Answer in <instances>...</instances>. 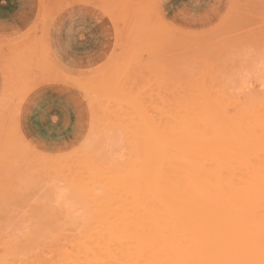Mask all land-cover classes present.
<instances>
[{"label":"rangeland","instance_id":"1","mask_svg":"<svg viewBox=\"0 0 264 264\" xmlns=\"http://www.w3.org/2000/svg\"><path fill=\"white\" fill-rule=\"evenodd\" d=\"M15 3L19 9L24 0ZM30 4L25 20L20 22L18 17L14 30L0 31V264H67L73 258L71 253L77 252L74 245L93 227L90 212L93 200L82 193L89 188L83 183L92 187L87 180L94 173L90 170L98 166L110 171L117 162L114 167L123 168L126 156L138 153L130 145L139 137L144 139V134L139 135L142 126L143 129L148 124L150 129H156L157 124L166 126L176 105L173 101L179 99L184 105L182 91L188 81L195 82L196 89L203 91L208 89L205 83L214 79L221 92L232 97V103H260L255 99L264 95V0H187L181 5L175 0L164 2L169 12L177 6L187 10L189 16H184V12L177 21L166 16L161 0H31ZM73 6H81L85 13L92 14L102 29L98 52L88 66L80 68L68 67L60 61L62 53L56 43L55 27L60 15ZM187 90L192 92L191 87ZM194 92L200 97L208 96ZM175 93H180L182 100L174 97ZM251 98L255 101H249ZM224 100V107L232 110L231 100ZM26 126L32 134L51 136L58 143H38V139L28 136ZM156 130V135L162 133ZM147 131L146 134L151 133ZM149 136L146 138L149 141L159 138L150 140L153 133ZM81 159L95 164L90 169V161H86L89 173L92 172L89 175L85 167L79 170ZM105 163L106 166L110 163L109 168H104ZM132 171L128 174L130 178H134ZM103 172L98 174L101 178L97 174L94 177L101 181L105 173L110 174ZM117 176L112 177L114 181ZM91 178L96 180L92 175ZM104 180L107 184L108 179ZM113 180L116 186L110 180L107 185L116 189L122 180ZM72 184L79 190L70 187ZM108 194L106 198L101 196L104 200L112 199L107 198ZM102 204L96 206L106 205ZM103 216L106 221L111 219ZM88 233L92 235L93 231Z\"/></svg>","mask_w":264,"mask_h":264},{"label":"bare ground","instance_id":"2","mask_svg":"<svg viewBox=\"0 0 264 264\" xmlns=\"http://www.w3.org/2000/svg\"><path fill=\"white\" fill-rule=\"evenodd\" d=\"M212 80L205 83V85H208L209 91L206 87L203 88V84L202 88H206L205 90L196 89L198 85L193 81H188L192 88L191 92L187 90V88L190 89L188 83L185 84L187 86H184V91H182L185 96H182V98L184 97L185 99L183 98V100H186L183 101L184 105L180 104L182 102H179V99L174 100L173 102L176 105H173L174 110L171 113L169 112L172 114L169 123H166V126L163 124L159 125L160 128L158 124L157 128L155 126L157 130L159 128L158 131L162 132L159 134L161 136L156 135V129H150L149 124L146 128L148 131L145 128V130L143 129L145 126L140 127L139 135L143 136L144 134V139L139 137L130 145V148L132 147L131 149L133 150L137 149L138 153L132 155L130 152L126 156L124 166L122 165L123 168L120 166L121 170L119 167V169L114 167V165H118L117 162L110 168V171L109 169L104 170L96 166L98 170L100 169L98 172L97 168L91 169L92 164L93 167L95 165L94 158H92L94 163H91L89 159L86 160L90 161L91 166L88 165V162L86 163L85 160L83 162L81 159L80 163L82 166L79 165V170L85 167L83 169L87 170L86 174L89 175L94 172L91 175L95 179L94 174L96 175L98 172L100 175L104 171L110 174L114 173L112 176L109 174L111 178L118 175V179H115L117 182L123 179L121 176L129 180L124 178L123 180L126 182L123 180L121 183L119 182V186L123 189L119 186L116 189L115 187L112 189L114 185L116 186V183H112L113 178L111 180L106 173L107 177L105 174H101L103 175V180L101 181L105 183V178L106 181L107 179L108 181L110 180L111 185L114 184L110 186L111 188L107 185L110 184L108 181L107 184L105 183L106 186L102 184L98 174L96 175L99 176L97 177L98 180L96 179L98 183H96L95 187L93 182H96V180L93 181L91 175H89L90 178L88 177L87 180L88 183L92 182V187L90 184L83 183L87 185H84V187H89L90 189L85 188L82 193L88 199L90 197L91 201L93 200L92 207H90L91 211L89 210L92 213L91 226L93 227L88 231H93V233L89 235L88 232L84 231L86 235L81 241H77L78 244L74 245L76 246V250H74L77 252L73 253L76 256L74 257L75 254L71 253L73 257L71 258L69 253V260L65 256L68 260L67 264H264V95L263 98L249 99V101L257 100L255 101L256 103L260 102L255 105L238 104V101L234 104L232 103V97H228L221 92V87H218ZM150 86L153 85L151 84ZM214 89H216V92H214ZM188 91L191 94H188ZM194 91L207 93L205 96H208L206 98L200 97ZM185 93L187 94L185 95ZM222 93L224 94L223 96ZM132 94L129 95L132 96ZM144 94L147 96V93ZM211 94L214 96L212 97ZM176 95L178 98L181 97L179 96L180 93H175V96H172L177 98ZM191 95L192 97H190ZM223 98H225L224 101L231 100L228 102L231 107L233 106L232 110L224 107ZM160 101L162 102L163 100ZM192 101L194 103L196 101V103L192 104ZM188 104L187 109L185 106ZM156 106L158 105L156 104ZM168 106L170 107V105ZM181 107H185L184 110H181ZM147 110L151 111L148 106ZM155 111L152 114H155ZM164 111L166 110L164 109ZM118 117L120 116L118 115ZM156 119L159 121V118ZM138 121L140 122V120ZM126 123L124 121V124ZM140 125H137L138 128ZM146 131L151 133L146 134ZM165 132L167 133L165 134ZM152 133L153 136L155 133V136L159 138L156 137L157 139H154L155 136L153 138L151 136L150 140H154L149 141V139H146ZM163 133L164 135H162ZM139 147L140 149H138ZM83 156L85 157V155ZM132 158H138V160H132ZM127 159H129V162L131 161L130 164ZM79 161L80 159L78 163ZM121 162L120 164H122ZM65 164L67 163L65 162ZM109 164L106 166L105 163L104 168H109ZM89 166L91 170L88 169ZM89 170L92 172L89 173ZM130 170L134 172V178L128 177L129 173L132 174ZM119 171L120 173L121 171H128V173L122 172V174H119ZM70 175L73 177V174ZM119 175L122 179L119 178ZM66 176H69V174ZM66 178L64 176V179ZM69 181L71 180L69 179ZM67 185H69V182H67ZM73 185L70 187H73ZM75 187H73L74 190H79L77 187L75 189ZM96 188L98 192L97 190L95 191ZM128 188L130 189L128 190ZM115 190L120 192L117 193ZM124 190H126V194ZM114 191L116 194L113 197ZM107 192L111 193L112 196ZM128 192H132V195L128 194ZM78 194L80 196L81 192L79 191ZM107 194V198L111 196V198L116 199L121 208L113 198L104 200L102 196L106 198ZM100 198L105 202H109V204L107 205ZM95 200L98 201H96L97 206L101 203H103L102 205L106 204L102 207H100L101 205L99 206L101 208L99 209L100 212L97 210L99 207L96 206ZM127 201L130 203L128 204ZM123 202L124 204L122 205ZM113 205L117 206V209H113L116 208ZM110 206L111 208L108 209ZM121 211L123 212L122 215ZM102 214L106 215L108 219L111 217L108 220L109 222L106 221L107 219ZM112 214L114 215L113 217ZM127 217L129 218L122 220V218ZM96 229L98 230L97 232ZM62 258L64 257L62 256ZM65 261L66 259L63 260V262Z\"/></svg>","mask_w":264,"mask_h":264},{"label":"crops","instance_id":"3","mask_svg":"<svg viewBox=\"0 0 264 264\" xmlns=\"http://www.w3.org/2000/svg\"><path fill=\"white\" fill-rule=\"evenodd\" d=\"M30 1L24 0V5H21L18 9L15 0H0V31L14 30L18 17H21V19L19 18L20 22L24 21L26 17L24 14L31 9ZM167 1L169 0H161L162 8L170 19L177 21L178 18L183 16L184 12H186L184 16H189L186 9H180L178 6L169 12L164 5V2ZM185 1L187 0H175L179 5ZM71 12H77V14L72 15ZM55 28H57L56 43L63 54L59 57L60 61L68 67L88 66L98 52V36L102 33L97 18H94L92 14L85 13L81 6H73L62 12ZM54 119V117L50 118L51 121ZM26 132L32 139H38V143H58L57 139L51 138V136L47 137L41 133L32 134L27 126Z\"/></svg>","mask_w":264,"mask_h":264}]
</instances>
